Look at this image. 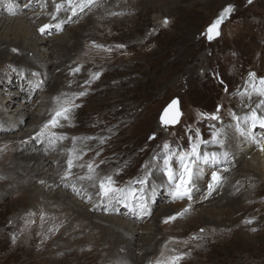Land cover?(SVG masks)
<instances>
[{
	"label": "rangeland",
	"instance_id": "rangeland-1",
	"mask_svg": "<svg viewBox=\"0 0 264 264\" xmlns=\"http://www.w3.org/2000/svg\"><path fill=\"white\" fill-rule=\"evenodd\" d=\"M2 1H8L11 9L0 7L2 11H6L0 13V17H15L9 25L17 24L25 14L29 17L37 14L38 19L48 16L46 13L42 15V12H45L42 0H36L38 7L27 6V0H14L12 3L11 0ZM45 5L48 8L47 3ZM229 6L232 7V11L219 25V36L209 40L207 35L209 26ZM18 7L20 10L14 12V8ZM83 13V17L75 15L68 17L66 23H61L63 26L67 25L60 32L53 33L51 29L43 33L42 36L46 35L45 38H49L50 42L56 45L60 42L56 36L64 33L62 40L68 41L72 32L84 24L89 26L88 31L80 34V39L72 43L62 54L57 49V56L61 55L58 58L64 63V68L53 63L49 68L53 69L54 73L52 72L43 83L40 91L36 90L30 94L27 87L24 88V85L20 84L30 70L20 71L17 62L14 63L10 57L6 61H0V76L16 72L23 78L19 79V85L15 80L9 87L3 82L0 84V89L5 90L1 91L3 104L7 102L4 97L12 96L9 89H17L16 91L20 92L16 99L17 104L10 106L9 113L15 112L14 108L18 103H29L28 100L33 96L36 98L38 94L50 91L56 74L60 76V73H63L59 79L62 84L54 98L59 97L61 101L66 98L72 99L74 104L79 105L73 109L68 121L60 120L61 127L49 129L57 135L67 137L59 140V143L64 145L71 142V145L67 146L76 155L75 158L71 156L74 165L68 178L61 183L69 182L70 187L71 185L79 187L77 189L79 193L69 190L68 186L62 188L60 185L53 190L44 188L38 195L36 193L38 188L48 182L38 180L35 185L33 182L30 188L34 189L37 195L32 196L30 193L22 195L18 189L21 191L25 189L22 185L27 182L26 179H18L16 175L26 173L16 165V162L9 166L6 164L9 157L16 154L15 150L13 151L14 142L24 144V140L11 136L23 132L28 127L30 119L38 115L33 111L31 116H25L20 125L22 130L0 129V264H108L110 261H105L106 258L98 259L99 256L106 254L105 250L95 253L96 246L102 238L98 235V230L91 226L92 222L89 219L84 220L83 227L76 223L78 217L75 218L74 215L79 214L81 209L77 212L68 210L66 206L68 202L55 203L53 198H48L45 194L51 195L60 190L71 194L84 205L99 199L106 203L104 198V200L100 198L99 182L108 176L115 181L116 187L122 189L132 187L130 184H133L132 188L140 187L141 185L136 183L140 179L147 183L148 180L152 181L157 177L162 182L163 178L159 174L164 176L161 169L165 142L175 151H187L197 130L204 140L211 141L213 129L210 125H215V130L220 132L221 141L223 138L221 132L226 125L231 132L240 135V140L243 141L241 131L246 127L244 123L238 121L239 115L235 114V111L241 106L239 93L245 91L243 85L244 81L249 80V73L256 72L257 79L264 77V0H252V3H248V0H100L98 3L95 1ZM34 23L35 20L32 21V24ZM15 35H7L12 44L15 43L14 39L18 40L17 34ZM51 43L46 45L47 53L50 50L47 47ZM13 49L15 48L10 50L11 54L19 53V49L16 51ZM39 49L40 47L37 48L38 56L44 57L45 50ZM75 68H79L80 71L73 74L72 70ZM30 69L31 75L37 72L32 70L35 68ZM95 73H100L98 79H92ZM32 78L37 81L35 76ZM85 81L91 82L85 84ZM80 91H86L87 94L75 98L74 94ZM173 98L178 99L181 116L176 125H165L161 123L160 115ZM254 103L258 109L264 108V105ZM58 106L57 103L54 104V111ZM218 106L219 120L211 121L201 117V113H216ZM249 110L240 111L248 117L253 111ZM51 111L48 115L54 112ZM256 113L260 116V111ZM261 115L264 116V113ZM50 118L49 116L46 121L39 124L38 132ZM28 132L29 130L27 134ZM73 137L77 138L75 143ZM247 137L252 139L250 136ZM251 137H255L252 139L253 144L260 148L258 138L255 135ZM29 139L31 148L40 143L36 140L38 139L36 134H31ZM56 142L58 143V140ZM231 144L232 147H236L237 143L232 140ZM219 147L221 146L209 143L202 146L201 151L217 152ZM230 147L228 151L232 152ZM257 148L255 146L253 150L256 151ZM246 149L247 151L242 150L243 158L239 157L238 166L255 168L256 164H251L249 160L254 152ZM25 150L20 149L16 155L25 154ZM239 154L241 152H238ZM158 155L161 159L153 160V157ZM53 156L54 154L50 153L52 159ZM216 162V166L212 162L208 163L210 172L205 173L207 179L203 181L205 184L203 191H208L213 171L219 174L226 173L228 183V176L237 169L235 164L227 173L229 168L225 167L231 162L227 160ZM89 163L94 165V172L91 174L87 168ZM53 164L56 165L57 162L53 160ZM7 166L14 172L8 174L5 171ZM46 166H49L48 162ZM174 167L178 170V165L174 164ZM65 171H68L67 165ZM256 173L254 182L246 181L239 184V179L243 176L232 177V180L235 179L232 183L235 188H230V191L237 200L231 208L222 209L223 212L219 214L202 212V215L205 213L211 219L216 218L222 222L225 218L231 217V221L226 222L223 227L208 226L200 221L192 225L183 221L171 225L177 220L164 223L167 217L176 213L158 220L156 223L158 226L155 227L153 225L155 221L152 222V219L156 220L155 215L164 204L173 207L174 203H180V200L171 199L167 178L164 176L165 189L161 188L163 196L154 201L151 214L141 221L142 224L146 223V226L137 230L135 234L134 244L138 246L141 243L140 238L145 240L148 231L158 233L155 248L142 264H155L157 260H167L176 255L184 256L179 264H264V173L259 170ZM51 174L54 176L52 172ZM88 175L93 177L92 185L87 182L88 179H81ZM83 182H86V185H83ZM195 182L196 179H193V184L197 183ZM224 186L220 187L215 197H222L224 188L228 187ZM148 190L150 185L146 187V191ZM226 201L228 199L224 198L222 205H226ZM122 202L130 205L133 200ZM189 202L187 200L182 210L189 204H191L189 211L200 209L198 207L200 204L196 206ZM105 209L101 208V205L95 211L88 208L90 212L100 215L119 217L125 215L116 208L109 212ZM249 220L252 223H246ZM13 237H16L15 243ZM123 253L124 251L119 249V254ZM140 253L142 254L141 251ZM140 253L135 252L136 258L131 260L133 264L137 263ZM111 261L118 262L115 257ZM120 261L123 262L120 264L128 263Z\"/></svg>",
	"mask_w": 264,
	"mask_h": 264
},
{
	"label": "bare ground",
	"instance_id": "bare-ground-1",
	"mask_svg": "<svg viewBox=\"0 0 264 264\" xmlns=\"http://www.w3.org/2000/svg\"><path fill=\"white\" fill-rule=\"evenodd\" d=\"M13 1L14 0H11V3ZM95 1H97V3L100 2V0H95ZM41 2L44 3V9H45V12H42V15H43V13H46L48 15V16L46 15L47 16L46 18L42 16L38 19L37 14H32V17H29L28 14H25V16L23 15L20 18V20L17 24L9 25V22L12 19H14L15 17H5V16L0 17V61H6L10 57L11 60H14V63L17 62V64H18L17 66L20 69V71L21 70L25 71L26 69H28L27 71L30 70L29 74H27V76L24 77V79L22 78V76L19 73H16V72H13V74L11 73L12 75L11 74H9L7 76L1 75L0 76V84H1V82H3L4 85L9 87L17 81L18 85H19V83H20L19 79H23L24 81H22L20 84L24 85V88L27 87V89L29 90L28 92H30V94L34 93L36 90H38V91L41 90L43 83H45V81L49 78V76H51V73L54 71L53 69L49 68L50 66L52 67L53 63H56L57 67H63L64 68V63L62 62L61 59H59L60 58L59 56H61V55L57 56L58 55L57 49H58V52L60 54H62L65 49L67 50L68 47L69 48L71 47L72 43L74 44L76 42V40L78 41L81 37L80 34H84L86 31H88L87 27H89L88 24H84L83 27H80L79 29H77L75 31L73 30L74 32H72L70 37H68V38H70V40L68 39V41L62 40L64 33L59 35V36H56V38L59 39L60 42H57L56 45H53L50 42L49 38H45L46 35L42 36L43 34L39 31L40 27H42L45 24H50L53 27L48 29V31H50L52 29L53 33L54 32H60L61 29L65 28V26L67 25L66 24L65 26H63V24L61 25V23H66L65 21H67L70 17H72L74 15H72L70 11H65L63 9L60 11L61 13L56 12L55 4L60 3L61 0H47V1L42 0ZM45 3H47L48 8L45 7L46 6ZM34 5H36L38 7V3H36V0H27V6L34 7ZM3 6L6 7L5 9H7V10L11 9V4L8 1L5 2V1L0 0V7L2 8ZM16 6L14 5V7H16ZM19 10H20L19 7L14 8V12H18ZM85 11H86V8L84 9L83 12H85ZM4 12H6V11H2L0 9V13H4ZM54 12H56V13H54ZM83 12L77 11L75 16L83 17V14H84ZM53 16H55V19H53ZM35 17H37V19ZM33 20H35L34 24H32ZM35 24H37V25L35 26ZM82 24H83V22H82ZM56 25H59V28H57ZM60 26H63V27L60 28ZM70 28L71 27L69 26L68 29H70ZM10 34H14V35L17 34L18 40L14 39L15 43H13V44L10 42V39H7V37H8L7 35H10ZM28 39H30V40L27 41ZM47 43H51L50 46L48 45V47H47V48H50L48 53H47V49H46ZM39 47H40V49L42 48L43 50H45L44 57L38 56L39 52H37V48H39ZM11 48L19 49V53L18 54H11V52H10ZM36 56H38V57H36ZM57 58L59 59L58 61H57ZM55 59H56V62H55ZM57 67H55V68H57ZM30 68H35L32 70H34V71L37 70L36 73H39V76H35L37 81L42 80L39 87L36 86L37 81H34V79L32 78V76H34V75H33V73L31 75L32 71ZM60 74H61L60 76H59V74H56L53 85H51L50 91L48 90V91L42 92V94H40L41 96L38 94L36 96V98H34V96H33L32 98H30V100H28L29 103H27V102L18 103V105H16V107L14 108L15 112H13V114L9 113L11 111L10 106L13 107L15 104H17L16 99H17L18 95L20 94V92L16 91L17 89H13V88L9 89V94L11 93L12 96L7 97V98L4 97V100L7 99V102L5 104H3L4 102L1 101V98L3 97V94H1V91H5V90L0 89V129H3V130L21 129L22 130L23 128L20 125H21V122L24 120L25 116H31L33 111L36 115H38V117L30 119L28 127L23 132L12 134V136H11L14 139L24 140V142H23L24 144H21L19 142H14L13 151L15 150L16 154L18 153V151L20 149H23V148L26 149L24 152L25 154H23V153L20 155L12 154L11 157H9V159H8L9 162L6 164L9 166V165L14 164L16 162V165H18V167L21 170H23L24 173H26L25 175H21V174L16 175V177L18 179H26L25 182H27L25 185H22V187H25V189H22V191H21V189H18V190H20L22 195H26L27 193L32 194V196L37 195L36 193H38V195H39V193H41L42 189H44V188H50L53 190L54 187L57 188L60 185L62 186V188H63V186L70 187L68 185L69 182L68 183L66 181H65L66 183H61V182L62 181L64 182V180H65L64 176H65V173L67 172V171H65V168L67 165L66 161H68L67 158H69L70 156H72V157L74 156V158H75V156H76L74 154V151L71 148H68L71 145V142L64 143V145H63V144H61V142L59 143V140H58L59 145H57L58 144L57 142H55V144H52L49 142L48 138L45 137L43 139H41V138L36 139V140L40 141V143L38 142L37 145L35 144L33 148H31V145H29L30 144L29 141H31L29 139V137L31 136V134L38 133L37 127L39 126V124L46 121V119H48L49 116L51 117V115L54 113L53 112L52 114L50 113L51 115H48L49 111H51L52 109H53L52 111H54V104L57 103L55 98H54V95L56 94V91H58L57 89L59 88L60 84H62L61 81H59V79L61 78V76H63V73H60ZM14 80H15V82H14ZM248 84H249V80L244 81V85H243L244 90L248 87ZM249 91H250V89H249ZM240 98H241V106L237 108V110H236L237 112L235 111V114L239 115L238 121L240 123L245 124L246 129H244V131L250 132L251 135H253V136L255 135L256 138H258V141H259L258 144H259L260 148H257V145L253 144L252 139H249L248 137L246 138L247 135H243L244 136L243 141H241L240 135H236L235 133L231 132L226 125L225 129H223L221 132V134H222L221 136L223 137L222 141L224 142V144H223L224 148L219 147L218 148L219 152L218 151L217 152L218 153H224V152L229 153L230 151H228L229 150L228 147H230L232 145L231 144L232 140H234L237 144H236V147H232V146L230 147L232 152H230L227 159H225L223 156H221L217 161L227 160L228 162H231V164L227 163L228 166L225 167V168H229L227 173L230 172L231 167H233L235 164L237 165L236 166L237 169H234V171L232 170L233 172L228 176L229 177L228 183L226 180V173H220V176L223 177V180L219 184V186L216 187L215 190L212 191L211 194L209 195L208 191H203V185H205L203 183V181L205 179H207V178H205V173L208 174V172H210L209 171L210 168L208 166V163L201 162L200 165L198 166V170L195 171V175L193 177V179H196V182H197V183L195 182L196 184H193L194 185L193 186V193H195V195L193 194V200H191L189 202V203L195 204L196 206H198L197 204H200V206H198L200 209L196 210L194 212L193 211L186 212L182 217H178L181 220H179L177 218V219H175V220H177L176 223L171 224V225H175L179 222L181 223L182 221L186 222V224L192 225L194 222L200 221L201 223H206V225L208 224V226H213V227L225 226L226 222L231 221V217L225 218V220H224L225 222L224 221L222 222V220H217L216 218L211 219L205 213L210 211L213 214L214 213L219 214V213L223 212L222 209L228 210L227 208H231L233 206V204L236 203L237 198H236V196L233 197L234 195L230 191V188H235L232 185L233 181H235V179L232 180L233 176L234 177L238 176V178H239V175L243 176L242 179L241 178L239 179L240 180L239 184H242V183H245L246 181L247 182H249V181L254 182V179L257 176V173H256L257 170H259L260 172L262 171L264 173V151H261V146L264 145V129L260 128L258 125L255 128H252L250 120L245 119L247 117V114L242 113L243 110H249L250 109L249 111H251V110H255L257 112L260 111V116H262L261 113H264V108L258 109L254 102L259 104L261 102V100L264 99V97H260V96L253 94L251 96V98H249L247 95L240 96ZM33 106H35V107L32 109ZM246 108H249V109H246ZM29 110L31 111L30 113H29ZM240 110H242V111H240ZM248 117H250V115H248ZM229 123H227V124H229ZM231 124H232V122H231ZM28 130H29V132L27 134ZM243 144H246V146H243ZM19 145H21V146L19 147ZM67 145H69V146H67ZM253 145H254V147L256 146V148H257L256 151L253 150V148H254V147H252ZM72 146H74V145H72ZM246 148H249V149H251L252 152H254V153H252L251 158L249 160H250L251 164H256L255 168H245L244 166L243 167L238 166L239 157L243 158L242 150L247 151ZM70 151H72L73 155H72V153H70ZM238 152H241V154L238 155ZM50 153L54 154L53 159L51 158L52 155L50 157ZM49 157L52 159V161L50 160ZM229 157H233L234 159L229 158ZM53 160H55L57 162L56 165L53 164ZM47 162L49 163V166H46ZM245 162L248 163V161H245ZM216 163H217L216 161L212 162V164H214V166H216ZM8 166L6 167L7 170H5V171L8 174L10 172H14L13 169H8ZM225 168H223V169H225ZM51 172L54 174V176L51 174ZM159 175L161 176V178H163L162 182L159 181L156 177L152 181L148 180L145 185L137 187V189H140L141 187L143 188V194H144L145 198L147 199V202H148L151 210L155 205V204H153L154 201L159 199V197L163 196L161 188L164 187L163 183L165 184V179L161 173ZM13 178H14V176H13ZM38 180H43L44 183H45V181L48 180V182L46 183L45 186L38 188L37 192L35 193L34 189H30V188L32 187L33 182L35 185L36 184L35 182H37ZM87 182L90 185H92V179L91 180L88 179ZM82 184L86 185V182H83ZM224 184H225V186H228V187H227V189L224 188V193H223V195H221L222 197L221 198H219L218 196H217L218 198L215 197L218 194L220 187L224 186ZM131 185L133 187V184H130V186ZM148 185H150V190L146 191V187ZM78 188L79 187L75 188L73 185H71L69 190H73V192L79 193V190H77ZM35 189H37V188H35ZM82 189H84V187ZM82 189H80V190H82ZM164 189H165V187H164ZM84 191H85V189H84ZM94 191L95 190H93V192ZM93 192H90V193H93ZM198 192L203 193V194H200V193L198 194ZM244 193L242 195H244ZM48 194L49 193H47L45 195L48 196V198H53L52 200H54L55 203L64 202L66 204V202H68V204H66V206L68 207V210L70 209V210H74V212H77L78 209H81L79 214L74 215L75 218L78 217L76 223L79 226H82L84 220L89 219L92 222V223L90 222L91 226L94 229L98 230V235L102 238L101 239L102 241L96 246V252L95 253L105 250L106 254L99 256L98 259L106 258L105 261H110V262H108V264H120L122 262L120 260H124L125 262H128L127 264H133V262L131 260H134L136 258V254H135L136 251L138 253H140V251H141L142 254L140 253V255L138 256L137 263L135 261L134 262L136 264H138V263L142 264L143 261L148 256L151 255V250L154 249L156 246L158 233L151 232V231H148L146 238L143 235L145 240L143 238H140L141 243L138 246H136L134 244V243H136V242H134V240L136 238L135 234L137 233V230L142 229L146 226V223L142 224L141 221H143V219H145L147 217V215L141 217L137 214V212L134 210L135 209V201L134 200L130 205H125L121 200H118V198L113 199V201H112V199L104 198L105 201H107L106 203H102L103 201H101V199H99L98 201L93 200L92 203L90 202L89 205H84V204L80 203L81 201L79 202V200L77 201L76 198H73L71 194L69 195L65 192H61L60 190H57L56 193H52L51 195L50 194L48 195ZM219 194H221V193H219ZM81 195H82V197L84 196L83 194H81ZM46 196H45V199H47ZM167 196L169 197V194H167ZM224 198L228 199V201H226V203H225L226 205H222L223 204L222 200ZM232 198H236V199H232ZM240 198H241V196L239 197V199ZM171 199H173L172 196H171ZM186 203H187V199L180 200V203H174L173 207L167 206L164 204L162 209H159V211H158L159 214L157 213L158 215L157 214L155 215L156 220L152 219V222L155 221L153 225H155V227H157L158 225L156 223L158 220H161L162 218H164L168 215H171L174 213L177 214L178 212H181L182 206ZM65 204H63V205L65 206ZM99 205H101V208L105 207L106 208L105 210L107 212L112 211V209H114V208H116L117 210L119 209L120 212L124 213L127 217H124L125 215L123 217L112 216V215L108 216V214L100 215L97 213H92L88 210V208L90 207L95 211ZM63 211H66V210H63ZM202 212H205V213H203V215H202ZM131 216L134 217V219H131L132 218ZM208 220H214V221L209 222ZM147 224H149V223H147ZM154 231H156V230L154 229ZM71 242H73V241H71ZM102 248H104V249H102ZM119 249L124 251V253L122 255L119 254ZM124 256H126L125 259L123 258ZM113 257H115L118 262L111 261Z\"/></svg>",
	"mask_w": 264,
	"mask_h": 264
},
{
	"label": "snow or ice",
	"instance_id": "snow-or-ice-1",
	"mask_svg": "<svg viewBox=\"0 0 264 264\" xmlns=\"http://www.w3.org/2000/svg\"><path fill=\"white\" fill-rule=\"evenodd\" d=\"M95 3V0H61L60 3L55 4L56 12L59 13L62 9L65 11H70L72 15H76L77 11L83 12L85 8L90 7ZM248 3H252V0H248ZM232 11V7L229 6L224 9L221 16L211 25L207 30L208 39L212 40L215 37L219 36L218 27L221 22L228 16V14ZM55 19V16H53ZM167 21L165 20V24ZM53 27L50 24H45L40 27L39 31L43 34L46 30ZM59 28V25H56ZM97 47H103L102 45H97ZM118 47H123V45H118ZM16 51V49H13ZM79 68H75L72 70L73 74L79 72ZM34 76H39V73H33ZM100 73L93 74L92 79H98ZM91 81H85V84H90ZM40 81H37L36 86H40ZM250 89V91H249ZM87 93L86 91H80L79 93L74 94L75 98L83 97ZM241 96L247 95L249 98L251 96L257 95L260 97H264V77L257 79L255 72L249 73V84L244 92L239 93ZM57 104L59 105L51 118L41 127L40 131L36 133L38 138L47 137L49 142L55 144L57 140H63L67 137L62 135H57L54 131H49V129H55L57 127H61L60 120L68 121L69 117L75 107H79V105L74 104L72 99H64L60 100L59 97L55 98ZM260 105H264V99L261 100ZM258 105V107H260ZM220 106L217 107V112L213 114H205L201 113V117L211 121H217L220 119L218 112ZM171 113V115H169ZM181 113L178 108V101L173 100L168 107L165 109V115L162 117V122L165 125H172L179 121ZM245 119L250 120L251 127L255 128L257 125L264 129V116L257 115L256 111L253 110L250 117H246ZM213 129L211 133V141H206L203 139L199 130L196 131L194 139L190 141V147L187 151H175L171 148V146L165 142L163 144V156H162V172L163 175L167 178L169 191L174 200H184L187 199L191 201L193 198V177L195 175V171L198 170V163H209L217 161L221 156L227 159V152L217 153V152H202V146H206L209 143L213 145H220L223 147V142L219 139L220 132L215 130V125H210ZM241 135L250 136L253 140L255 137H251L250 132L241 131ZM154 139V136L152 137ZM77 138L73 137V142ZM261 151H264V145L261 146ZM79 158V157H77ZM161 157L155 156L153 160H159ZM175 165H178V170ZM74 165L73 158H70L67 161L68 171L65 173V178L71 173V169ZM147 167V165H145ZM88 172L91 174L94 172V165L89 163L87 165ZM227 170V169H225ZM89 179L91 180L92 175H88L87 177H82L81 179ZM223 177L216 171L211 173V182L208 184V194L210 195L212 191L215 190L216 187L222 182ZM137 184L143 186L146 181L144 179H140L136 181ZM139 194V195H138ZM99 195L100 197L107 199H115L119 198L121 201L127 200H135L136 208L134 209L137 214L141 217L145 215L151 214V209L143 194V188H128L122 189L115 186V181L111 176H108L104 179H101L99 182ZM90 199V197H89ZM191 204L188 207H185L181 212H178L174 216H169L164 220V223H169L170 221H174L178 217H182L186 212L189 211ZM246 223H252V221H246ZM255 231L256 229H252ZM203 231V230H201ZM16 237H13V243H15ZM184 259L183 255L171 256L167 260H157L155 264H179V261Z\"/></svg>",
	"mask_w": 264,
	"mask_h": 264
},
{
	"label": "water",
	"instance_id": "water-1",
	"mask_svg": "<svg viewBox=\"0 0 264 264\" xmlns=\"http://www.w3.org/2000/svg\"><path fill=\"white\" fill-rule=\"evenodd\" d=\"M173 100H177V101H178L177 98H173V99L167 104V106L163 109V111H162V113H161V115H160V121H161V123H163V122H162V117L165 115V109L168 107V105H169ZM178 108H179V102H178ZM180 113H181V111H180ZM169 115H171V113H169ZM180 116H181V115H180ZM179 118H180V117H179ZM177 123H178V122H177ZM177 123L172 124V125H176Z\"/></svg>",
	"mask_w": 264,
	"mask_h": 264
}]
</instances>
